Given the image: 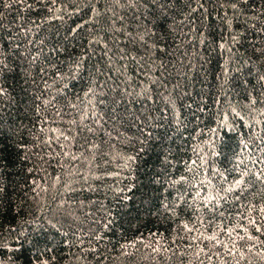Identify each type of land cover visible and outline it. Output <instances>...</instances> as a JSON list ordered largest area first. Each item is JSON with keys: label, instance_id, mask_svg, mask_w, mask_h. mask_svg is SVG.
<instances>
[{"label": "trees", "instance_id": "obj_1", "mask_svg": "<svg viewBox=\"0 0 264 264\" xmlns=\"http://www.w3.org/2000/svg\"><path fill=\"white\" fill-rule=\"evenodd\" d=\"M27 2L0 3L5 258L23 244L24 264H264V234L245 219L264 228V60L252 56L264 46V15L255 20L264 0H203L191 14L195 0H180L172 28L147 43L134 39L139 6L98 0L115 23L88 24L82 35L99 42L78 38L67 51L54 50L57 33L89 19H69L81 0H62L64 21ZM234 33L230 55L218 45ZM213 234L222 244L206 239Z\"/></svg>", "mask_w": 264, "mask_h": 264}, {"label": "snow or ice", "instance_id": "obj_2", "mask_svg": "<svg viewBox=\"0 0 264 264\" xmlns=\"http://www.w3.org/2000/svg\"><path fill=\"white\" fill-rule=\"evenodd\" d=\"M37 3L40 4H46L48 6V11L52 12V19L54 20H60L64 21V15H59L58 13L62 12L64 10V5L62 3V0H36ZM83 3V7H74L73 12L69 14V19L71 18V15H75L80 12L86 11L89 13V19L87 21H84V23H75L74 26H68L65 28L64 33L61 35L57 33V40L62 41V46L58 43L57 48L54 50H60V51H67L68 46H70L73 42L77 41L78 38L85 39L87 41V44L89 47H92L94 44L98 43L97 38L88 39L87 36H83L82 33L84 32V29L88 24H92L93 28H96L98 25H100L102 22H111L115 23V20L117 19L116 14L112 12L111 9L105 7L103 10L101 8L97 7L96 4L98 3V0H81ZM180 0H128V5L131 6H139L142 11L140 12V18L145 21L143 25V31L138 32L136 37L134 39L142 42L147 43V39H150L152 37H155L157 35V32L161 33H167L169 29L172 28V25H169L167 22L171 19H173V15L176 12V5L179 4ZM197 7L190 9V14L196 12L199 9H203V0H195ZM0 3H3L6 7H11L13 4H22L25 5L28 9L32 8V4L28 3L27 0H0ZM117 4H121L122 0H116ZM189 3H191V0H189ZM187 7V6H186ZM230 7L234 10V12L238 11V4L232 3ZM112 12V15L109 16V13ZM242 14V13H240ZM264 15V10L261 11L260 14H258L255 17V20H259L260 16ZM121 21H123V17H119ZM227 23L230 25L231 21L228 20ZM150 25V27H149ZM0 27H4L3 25V19L2 14H0ZM251 27L253 29L256 28L255 21L252 23ZM156 31H153V30ZM27 31H30L27 30ZM115 31L122 32L123 29H115ZM259 31L264 32V28H260ZM241 36L238 33L230 34L229 41L222 42L218 45L221 49H227L229 54H233V45H236L240 43ZM202 42L207 43V39L202 40ZM29 44H32L33 41H28ZM43 43V41H41ZM160 43L159 40L154 41V44L158 46ZM20 45L16 44V48L19 49ZM252 56L256 57L257 59L264 60V46L261 47H255L252 48ZM37 59L36 56H32L30 62H34ZM83 59L80 58L73 62L74 69L79 71L83 65ZM120 59H125V55L122 54L120 56ZM252 61V57L250 56L248 60L243 61L244 64H250ZM9 68L8 63L6 62V58L0 54V75H2L4 72H6ZM259 80L264 81V74L259 75ZM89 91H92L89 89ZM7 89L0 84V97H3L7 95ZM147 135H151V133H147ZM144 148H141V151H144ZM129 159H135L134 157H130ZM195 163V162H193ZM247 175V173H244L241 175L240 179L235 180L232 185H230L227 189L224 191L226 193L233 192L235 189L240 188L241 185L245 182L244 177ZM187 178L184 176H181L178 180L173 181V184L176 183H183ZM159 182V180H157ZM172 186V185H170ZM199 195V193H197ZM127 199V197H125ZM177 201H183L184 197L183 195L178 194L177 195ZM207 203H211L212 200H215L216 197L213 196H207L204 198ZM239 199V197H237ZM177 206L179 205H166V210L170 213H175ZM261 213L264 214V208H261ZM245 219L248 220V226L253 228L256 232H261L264 234V228L261 227L260 222H258L255 218L252 217H245ZM238 227L242 228L246 233L248 232V227L244 225H238ZM194 229H189V231H193ZM227 231H235V229H228ZM237 235L239 236V232H237ZM249 239H252L253 237L251 235H248ZM206 239L209 242H215L217 244H222V242L219 240L218 236L216 234H213L212 236L206 237ZM240 239H244L243 236L240 237ZM6 247V246H4ZM23 253H24V245L21 244L18 248H12L8 250L7 257L5 258V252L0 251V264H24L23 260ZM231 254V253H230ZM31 259V256L29 257Z\"/></svg>", "mask_w": 264, "mask_h": 264}]
</instances>
